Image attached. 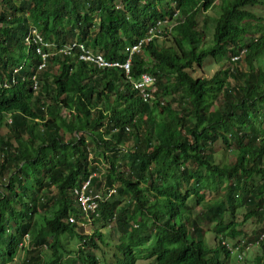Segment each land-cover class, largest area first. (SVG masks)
<instances>
[{
  "label": "trees",
  "instance_id": "trees-1",
  "mask_svg": "<svg viewBox=\"0 0 264 264\" xmlns=\"http://www.w3.org/2000/svg\"><path fill=\"white\" fill-rule=\"evenodd\" d=\"M257 6L264 0H0V129H8L0 132V264H15L22 251L21 264H43L36 259L44 248L52 255L46 264H64L71 251L60 236L69 231L81 264H231L233 253L234 264H245L231 249L247 236L241 222L262 223L250 239L264 233V25L253 28L264 15ZM32 26L47 40L75 38L110 60H125L128 45L160 29L131 62L134 77L156 76L154 98L144 101L123 71L73 56L51 55L38 70L37 37L25 40ZM208 58L218 65L210 77ZM92 150L101 151L91 155L95 165ZM96 170L104 179L94 178L98 189L116 193L92 221L118 224L115 243L111 228L106 237L83 235L68 219L82 216L73 189ZM239 210L243 219L235 221ZM104 246L114 248L113 262ZM260 247L255 264H264Z\"/></svg>",
  "mask_w": 264,
  "mask_h": 264
},
{
  "label": "built area",
  "instance_id": "built-area-1",
  "mask_svg": "<svg viewBox=\"0 0 264 264\" xmlns=\"http://www.w3.org/2000/svg\"><path fill=\"white\" fill-rule=\"evenodd\" d=\"M157 32H160V29L152 26L149 30V33L145 37H141L136 43L132 44L128 49L129 57L125 61L109 60L102 53L94 52L88 49L84 44H79V58L96 65V67L98 68L121 69L126 75L127 79L132 83L133 87L137 89L142 95L143 100L146 102H151L157 90V78L155 75L147 72H143L139 77H133L131 72V57L135 52H140L144 44L151 41L155 36H158L159 34L156 35ZM40 53L42 56V62L39 65V68H43L46 65L47 54L41 51ZM4 85L7 86L6 83H4ZM33 87L35 89L38 88L37 81L34 82ZM6 119L9 123H12V117L9 113L7 114ZM88 160L90 161L91 165L97 164L96 162H92L91 155H89ZM106 166L107 165L102 164L98 165V167L102 169H105ZM94 178H98L100 182L101 180L102 182L104 181L101 171L99 172L96 170L88 175V177L83 180L81 184L77 185L73 189V194L75 196L76 202L80 207L82 216L79 218L70 216L68 219L69 221L77 224L80 227L86 226L90 223L92 225V219L100 216V203L104 200V198L108 199L116 193L115 187H109L107 194L105 193L107 187L102 186L101 189H98L97 186L93 183ZM28 241L29 236L27 235L24 240V245H27Z\"/></svg>",
  "mask_w": 264,
  "mask_h": 264
},
{
  "label": "rangeland",
  "instance_id": "rangeland-1",
  "mask_svg": "<svg viewBox=\"0 0 264 264\" xmlns=\"http://www.w3.org/2000/svg\"><path fill=\"white\" fill-rule=\"evenodd\" d=\"M254 9H255L256 13L259 14L260 16L264 15V7L257 6L256 8L254 7ZM199 23H200V25L203 24L202 16L199 18ZM263 25H264V20H263V23L261 24V26L256 21L253 22V28L260 29L261 31H263V28H262ZM169 26H171V25H169ZM213 28H214V22H210L208 24V29H207V34H209L208 35V39H210L211 36H212V32L214 30ZM73 31H74V29H73ZM206 39H207V36H206ZM22 43H23V41H22ZM24 46L25 45L22 44V47H21V49L19 51V55L21 54L23 57L25 55ZM241 60H244V59H241ZM228 61H230V59H228L227 62ZM213 63H214V60L212 58H208L205 61V71L203 73L206 76L210 77L216 72V70H218V65H216V66L212 65ZM195 75L201 76L202 73L200 71H197L195 73ZM164 101H167V99H164ZM0 132L3 135L7 134L8 129H7V127H5V124L1 126ZM68 137L69 136L67 135V138ZM218 145H219L218 143L215 145V147H217V149H216L217 153L220 151V149H218L219 148ZM92 151H93L92 153H94L96 155H101V151H99V150H96V152L94 150H92ZM118 152H120V153H118ZM118 152L117 151H110L109 155H115L122 162H128L129 159H128V157L125 156V153L122 152V151H118ZM97 188H99V187L97 186ZM211 197H212V193L208 190V192L206 193V199H210ZM191 203L195 204L196 201L193 199L191 201ZM200 207H201V204L198 203L197 204V208L200 209ZM242 219H243V212H242V210H239L237 212L236 216H235V221H239V220H242ZM39 220L41 221V224L43 225V222H42V219H41L40 215H39ZM241 223H243V225L241 226V228L243 229V232L246 233L247 237H249V238L252 237L253 235H255L256 233H258L259 227L262 226V223H260V222L256 223V221L254 219L248 220L247 222H241ZM117 225L118 224L112 223V226H109L107 223H105L103 221H96L93 225H91V223H90V224H88L86 226H83L79 230V232L81 234H83V235H90L91 233H94V232L95 233H100V232L104 231L105 235L104 234H101V235L106 237L107 231L111 228V233H112L111 234V238L113 239V243H115L116 238L119 235L117 227H116ZM106 228L108 229L107 231H106ZM206 228H207V226H206ZM47 237L50 240V237L49 236H47ZM75 237H77V236H76V234L73 231H69L67 234L60 236L61 242L65 245V247L69 251H71V252H69V254L65 253V254L62 255V261H63L64 264H70V263H72V264H81V262H79V259L77 257V252L71 250V249H76L77 243L79 242V240L76 239ZM208 237L213 239L214 235L212 233H208ZM214 240H216V238ZM112 245H114V244H112ZM260 245H261V243H260ZM260 245L253 246L247 252V263L248 264H255V261H254L255 256L261 254ZM103 250L108 251L107 254L105 255L107 260L113 262V258L111 257V252L114 250V248L112 247L111 249L110 248L108 249L107 246H104ZM95 253L98 256L104 255L103 252L99 251V250H95ZM23 256H24V252L22 251L20 253V259L23 258ZM20 259L17 260V262L15 264H21V263L24 262V261L21 262L22 260L20 261ZM51 259H52L51 249L50 248H44V251L42 252L40 257H38L36 260H42L43 264H46ZM150 260L151 259L142 260V261H139L137 264H150ZM225 261H226V259H225ZM235 261H236V253H233V255L231 257V264H234ZM30 263L31 262L28 261L26 264H30ZM226 263H230V262H228V260H227Z\"/></svg>",
  "mask_w": 264,
  "mask_h": 264
},
{
  "label": "clouds",
  "instance_id": "clouds-1",
  "mask_svg": "<svg viewBox=\"0 0 264 264\" xmlns=\"http://www.w3.org/2000/svg\"><path fill=\"white\" fill-rule=\"evenodd\" d=\"M179 13V12H178ZM177 17V16H176ZM171 26L173 25V23L170 24ZM31 31L30 33H28L26 36H25V40H30L31 36L32 35H35L37 37V40L39 42V46L37 47V52H38V55L40 56L41 60H40V63L39 65L41 64L42 62V56H41V52L43 53H46V65L43 67V68H39V65H38V70H43L44 68H46L47 64L49 63L48 62V59L51 55H56L57 53L58 54H64V55H68V56H73V57H76L78 58L79 60H81L79 58V53H80V47H79V44H84L88 49L94 51V52H99V51H96V50H93L92 48H89L85 43H81V42H78L76 41L75 38L71 39L68 43L66 44H63V45H59L51 40H47L41 33L38 32V29H36L35 27H31ZM145 37V36H144ZM41 38V39H40ZM139 40V39H138ZM40 44H43L45 46L48 47V51H45L42 49V47L40 46ZM132 45V44H131ZM131 45H128L126 47V51H127V58L129 57V47ZM145 45V44H144ZM143 45V46H144ZM40 49V51H39ZM143 49V47H142ZM141 49V51H142ZM140 51V52H141ZM102 53V52H100ZM136 53V52H135ZM245 53V49L241 50L240 53H237L233 56V60L236 61L237 59H240L241 56ZM103 54V53H102ZM104 55V54H103ZM105 56V55H104ZM126 58V59H127ZM108 59V58H107ZM125 59V60H126ZM132 59H133V55L131 57V62H132ZM110 60V59H109ZM125 60H120V61H125ZM81 61H84V60H81ZM84 62H87V61H84ZM89 63V62H87ZM92 64V63H90ZM93 66L96 67V65L92 64ZM98 68V67H97ZM100 69H106V68H100ZM110 69H113V68H110ZM121 70V69H119ZM122 71V70H121ZM133 76V75H132ZM134 77V76H133ZM35 81L38 82L37 78L34 76L33 77ZM136 78V77H135ZM7 87V86H6ZM34 88V87H33ZM34 90H38L34 88ZM93 153L91 152L90 155H92ZM100 165V164H99ZM94 224V222L92 223V225ZM78 226V225H77ZM134 226H138V223H134ZM78 228H82L80 226H78ZM247 237V236H246ZM242 237L240 238L236 244L231 248L233 252H238L240 254V257H243V261L245 262V264H248L246 259H247V252L253 247V246H256V245H260V243L264 242V233H259V235L255 236L253 239H250L249 237ZM30 241V240H29ZM29 241H28V244L25 245V246H28L29 245Z\"/></svg>",
  "mask_w": 264,
  "mask_h": 264
}]
</instances>
